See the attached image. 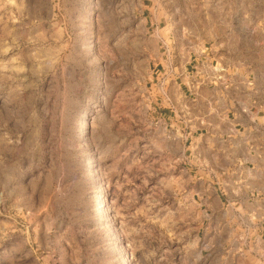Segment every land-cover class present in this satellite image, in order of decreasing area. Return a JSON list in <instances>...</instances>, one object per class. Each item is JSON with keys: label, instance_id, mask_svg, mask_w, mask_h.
<instances>
[{"label": "rangeland", "instance_id": "374dc122", "mask_svg": "<svg viewBox=\"0 0 264 264\" xmlns=\"http://www.w3.org/2000/svg\"><path fill=\"white\" fill-rule=\"evenodd\" d=\"M186 70L264 117V0H0V264H226L163 113Z\"/></svg>", "mask_w": 264, "mask_h": 264}, {"label": "crops", "instance_id": "0c3cea01", "mask_svg": "<svg viewBox=\"0 0 264 264\" xmlns=\"http://www.w3.org/2000/svg\"><path fill=\"white\" fill-rule=\"evenodd\" d=\"M219 78L206 70L176 73L166 85L179 101L163 106V113L170 115L167 127L176 140L189 143L185 152L195 161L192 169L218 175L222 192L203 204L216 223L210 243L218 241L226 264L230 256L238 264H264V117L252 112L249 85L242 93L226 91L224 85H234ZM241 96L247 101L235 108Z\"/></svg>", "mask_w": 264, "mask_h": 264}]
</instances>
